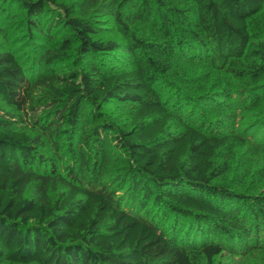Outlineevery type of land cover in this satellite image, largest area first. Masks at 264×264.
Returning <instances> with one entry per match:
<instances>
[{
	"label": "trees",
	"instance_id": "obj_1",
	"mask_svg": "<svg viewBox=\"0 0 264 264\" xmlns=\"http://www.w3.org/2000/svg\"><path fill=\"white\" fill-rule=\"evenodd\" d=\"M0 15V264H264V0Z\"/></svg>",
	"mask_w": 264,
	"mask_h": 264
},
{
	"label": "rangeland",
	"instance_id": "obj_2",
	"mask_svg": "<svg viewBox=\"0 0 264 264\" xmlns=\"http://www.w3.org/2000/svg\"><path fill=\"white\" fill-rule=\"evenodd\" d=\"M9 3H11V2H6V5H5V6H8ZM11 9H12L13 13H15L14 10H17V7L14 6V7H12ZM0 17H1V15H0ZM3 26H5V25H3V24L0 23V27H3ZM16 31H18V27H9V28H8L7 33L10 34L11 36H12V34H13V36H12V38H11L10 40L15 39ZM11 32H12V34H11ZM1 44H2V40H1V38H0V45H1ZM223 264H236V263H233V262L227 260V261H224Z\"/></svg>",
	"mask_w": 264,
	"mask_h": 264
}]
</instances>
